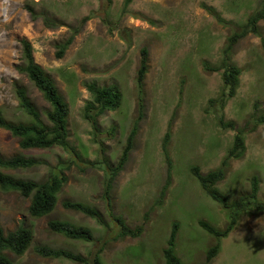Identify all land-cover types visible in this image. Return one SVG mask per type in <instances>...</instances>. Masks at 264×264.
Returning <instances> with one entry per match:
<instances>
[{"label":"rangeland","instance_id":"obj_1","mask_svg":"<svg viewBox=\"0 0 264 264\" xmlns=\"http://www.w3.org/2000/svg\"><path fill=\"white\" fill-rule=\"evenodd\" d=\"M204 4L225 22H219ZM28 6L39 14L36 20ZM260 9H264V0H133L127 6L125 0H0V106L5 117L16 122L30 120L16 94L17 87L24 86L47 121L49 103L17 69L22 63L21 40L28 39L35 60L69 104V141L77 151L59 146L23 149L18 137L0 128V156L23 154L46 161L33 168L2 172L38 182L61 170L67 176L55 210L39 219L29 215L30 198L0 188V220L5 231L23 223L35 232L24 255L9 252L15 262L92 264L101 248L102 264H164V249L177 222V255L184 264H203L217 238L200 221L224 230L230 217L192 169L197 166L203 174L218 169L239 132L244 133L245 153L229 159L225 177L216 187L233 202L251 193L252 178L257 176V201L264 205V124L253 130L256 118L264 114V19L258 22L257 33L239 39L225 55L232 34ZM85 16L90 18L83 23ZM44 17L59 25L48 26ZM76 29L72 44L58 57L60 44ZM143 47L149 52L143 117L108 205L103 197L107 164L114 165L120 158L139 115L137 73ZM230 65L241 69L240 84L234 97H225L228 87L223 71ZM91 81L99 86L115 84L123 96L119 108L98 118V130L84 115L92 99L85 83ZM168 131L170 163L163 151ZM65 199L98 208L106 225L65 209L61 204ZM111 213L135 230L142 227L141 233L115 239L120 225ZM50 219L88 227L94 240L55 233L48 228ZM221 242L210 264H264V210L243 213ZM37 244L81 253L89 262L42 257L34 251Z\"/></svg>","mask_w":264,"mask_h":264},{"label":"trees","instance_id":"obj_2","mask_svg":"<svg viewBox=\"0 0 264 264\" xmlns=\"http://www.w3.org/2000/svg\"><path fill=\"white\" fill-rule=\"evenodd\" d=\"M133 0H125V5H129ZM204 7L219 21L225 22L223 17L211 6L204 4ZM28 11L31 17L36 20L39 14L33 7L28 6ZM90 16H85L82 22L89 20ZM264 19V9L257 10L249 18L246 24L240 31H235L229 39V44L225 49V55L233 45L241 38L249 33H257L258 22ZM44 22L51 27L59 25L58 22L44 17ZM78 30L70 35L63 43L60 44L57 51L58 57H62L67 48L72 44ZM22 63L17 65L20 73L25 74L29 80L40 90L44 99L49 103L50 108L46 111L47 121L44 120L42 113L32 101L28 94L27 88L18 86L16 89L17 98L19 100V107L30 118L28 122H16L8 120L5 117L4 111L0 106V128L7 129L13 136L20 139V146L23 149L29 148H50L53 146L62 147L65 150L72 151L77 154L75 147L69 141V104L64 96L60 93L55 80L48 74V72L40 65L34 57V48L28 39H22ZM264 49V40H263ZM148 57L149 52L147 47L141 50L140 67L137 73V86L139 96V115L135 119L132 128L127 136L126 144L121 153L120 158L114 165H108L106 169L107 178L104 186V199L107 204L111 203V191L113 184L119 173L124 169L129 160L131 151L135 146V139L138 134L139 124L143 117V98L144 89L143 84L148 73ZM217 70V68H216ZM241 69L235 65L227 66L223 71V78L225 85L228 87V92L225 97H234L240 84ZM87 90L91 93L92 99L85 105V118L91 122L94 130H98V118L105 114L108 110H116L122 105L123 96L119 87L115 84L106 86H99L96 82L85 83ZM215 102V100H211ZM225 98L223 99V105ZM264 124V114L256 118L255 126ZM170 139V132L168 131L163 141V151L170 163L168 144ZM101 149L104 152V143H101ZM246 150L245 137L243 132H239L235 136L234 145L229 150V154L222 161V165L215 170L206 174L200 172L199 167L194 166L193 174L198 178L201 185L208 191L209 195L219 203H221L229 213L230 221L224 230H220L206 221H200V225L210 234L216 236V243L210 247L206 254V259L203 264H210L212 260L218 255L221 250L222 238L227 237L230 232L238 225L239 219L243 213H247L254 208V210H264V205L258 203L257 197L259 192V180L257 176L252 178V189L249 195H246L239 200L230 201L229 196L223 193L216 187V184L225 177V169L229 166V159L231 157L240 158ZM46 161L37 159L35 157H28L23 154L14 155L12 157L0 156V169H29L42 164ZM171 175H169V178ZM67 182L66 174L61 170L53 172L51 176L45 181L38 182L31 179H23L15 177L14 175L4 173L0 170V188L6 191L19 192L23 197L30 198V205L28 208L29 215L33 219H39L51 214L59 201V194ZM169 183L166 184L162 192V197L165 195ZM62 206L65 209L79 211L96 219L102 225H106L105 219L98 208L81 202L65 199L62 201ZM113 218L120 225V231L115 237L121 238L128 235L138 236L141 233L142 227L133 229L126 221L119 215L111 213ZM49 230L64 235L71 239H78L84 241H93L94 235L90 228L84 226H77L70 222L60 219H50L48 221ZM179 224H173L170 236L167 240V246L164 249V264H184V262L177 255L175 250L176 239L178 235ZM34 229L25 224H20L13 230L5 231L0 220V264H25L17 263L9 255V252L15 255H24L32 246L34 241ZM34 251L46 258H66L78 263H87L89 260L81 253L64 248H55L46 244H37L34 246ZM103 249H98L93 257L92 264H102L101 253Z\"/></svg>","mask_w":264,"mask_h":264}]
</instances>
